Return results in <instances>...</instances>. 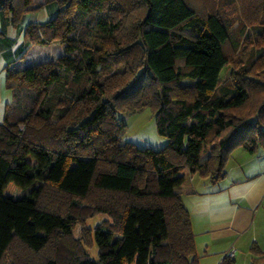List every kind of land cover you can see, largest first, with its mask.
<instances>
[{
	"label": "trees",
	"instance_id": "obj_1",
	"mask_svg": "<svg viewBox=\"0 0 264 264\" xmlns=\"http://www.w3.org/2000/svg\"><path fill=\"white\" fill-rule=\"evenodd\" d=\"M238 2L240 31H255L244 64L217 0H0L23 44L60 51L5 68L0 264H198L180 197L191 175L217 181L233 149L264 147V0ZM147 106L168 140L159 149L119 137L121 116ZM95 213L108 219L74 240ZM250 253L264 264L256 244Z\"/></svg>",
	"mask_w": 264,
	"mask_h": 264
},
{
	"label": "crops",
	"instance_id": "obj_2",
	"mask_svg": "<svg viewBox=\"0 0 264 264\" xmlns=\"http://www.w3.org/2000/svg\"><path fill=\"white\" fill-rule=\"evenodd\" d=\"M39 19L37 13H28L21 28ZM36 45L23 44L22 31L8 24L3 26L0 20V123L11 101L5 68L22 60L31 48L25 64L37 60ZM224 170V177L217 181L193 173V192L180 195L189 213L198 264H207L203 260L211 254L216 255L213 264H220L228 248L238 243V250H247L244 252L247 264L251 262L252 244L264 251V147H258L254 153L242 147L233 149ZM236 253L235 250L231 258Z\"/></svg>",
	"mask_w": 264,
	"mask_h": 264
},
{
	"label": "rangeland",
	"instance_id": "obj_3",
	"mask_svg": "<svg viewBox=\"0 0 264 264\" xmlns=\"http://www.w3.org/2000/svg\"><path fill=\"white\" fill-rule=\"evenodd\" d=\"M217 2V8L220 11L222 17L225 20L228 18L234 20V23L229 29V33L239 41V46L235 50L234 54L235 59L239 60V62H242L244 64L249 59L254 57L256 53V47H254V45L253 47L245 46L247 36L252 35V37H254L255 31L249 25H247L242 32L240 31L242 21L239 20L241 17V8L238 0H217ZM34 13H37L40 18L39 20H44L47 17L45 9H40ZM91 26V31L88 33L87 39H90L92 33L95 31V21L91 23ZM34 46L35 45H33L32 48H34ZM36 46L38 48L35 52L37 60L50 59L58 55V53L55 51L59 50L57 45L43 46L37 44ZM32 48L30 49L31 51ZM30 50H28V53L22 58V60L14 64V67H21L25 65V60L27 59L28 55H30ZM232 68V65H227L223 68L221 72L222 82L228 80V76ZM121 117L123 118L124 127L123 130L120 132L119 137L122 141L132 142L140 148L151 147L154 149H159L167 144V138L163 135H160L157 131L154 110L151 107L147 106L137 112L125 113ZM107 219V215L104 213H95L94 215L85 218L84 222L81 225L77 224L73 228L72 233L74 240H84V235L86 231H92L95 227H97ZM92 243L93 244L91 245V247L86 248V252L92 259L96 260L97 247L94 241ZM239 246V243L237 246L231 245L227 250V252L232 251L233 254L231 257L234 256L235 250L237 251L234 259L230 257L232 260L231 264H247L246 254L244 253L247 250H238ZM215 260L216 255L211 254L208 256L207 259L203 261H206L207 264H213ZM249 264H251V262H249Z\"/></svg>",
	"mask_w": 264,
	"mask_h": 264
},
{
	"label": "built area",
	"instance_id": "obj_4",
	"mask_svg": "<svg viewBox=\"0 0 264 264\" xmlns=\"http://www.w3.org/2000/svg\"><path fill=\"white\" fill-rule=\"evenodd\" d=\"M232 254H233L232 251H229V252H227V253L225 254V256H226V257H231Z\"/></svg>",
	"mask_w": 264,
	"mask_h": 264
}]
</instances>
